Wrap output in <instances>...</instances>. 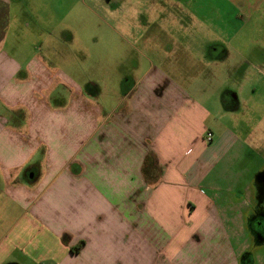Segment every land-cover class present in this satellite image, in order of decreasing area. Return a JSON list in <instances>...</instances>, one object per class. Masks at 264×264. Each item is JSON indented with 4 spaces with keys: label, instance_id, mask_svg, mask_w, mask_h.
Returning <instances> with one entry per match:
<instances>
[{
    "label": "crops",
    "instance_id": "1",
    "mask_svg": "<svg viewBox=\"0 0 264 264\" xmlns=\"http://www.w3.org/2000/svg\"><path fill=\"white\" fill-rule=\"evenodd\" d=\"M19 1L0 0V264H264L254 224L264 221V155L248 152L262 161L253 170L236 165L246 143L219 122L233 111L227 91L197 98L150 62L106 105L49 58L7 52ZM107 1L112 16L144 2L154 19L157 8L162 43L146 40L172 46L162 62H182L184 48L185 61L205 63L185 77L220 79L244 30L170 21L188 0ZM261 2L236 3L252 15ZM183 28L197 30L192 40L174 34ZM200 30L213 37L199 54Z\"/></svg>",
    "mask_w": 264,
    "mask_h": 264
},
{
    "label": "rangeland",
    "instance_id": "2",
    "mask_svg": "<svg viewBox=\"0 0 264 264\" xmlns=\"http://www.w3.org/2000/svg\"><path fill=\"white\" fill-rule=\"evenodd\" d=\"M188 1V7L182 12L180 10L179 15L170 21L181 20L184 24H191L205 20L213 25H223L231 31L241 26L244 28L233 45L228 47L229 61L218 63L225 66L220 79L210 78L204 71L196 72L194 77L183 76L188 67L196 65L201 70L205 65L204 62L197 64L185 61L188 55L184 48L174 54L180 56L182 62H162V49L167 50L172 46L148 45L146 38L150 36L157 40V44L162 43V31L157 30L158 9H154V14L150 13L154 19L149 18L146 10L150 4L144 2L119 9L113 16V4L107 0L13 2L14 9L16 5L20 9L16 12L17 20L10 26L6 49L9 54L20 49L27 59L35 56V53L49 58L56 67L83 84L87 93L95 95L102 91L99 97L106 105L112 103L116 91L135 84L137 76L149 67L150 62L155 67L151 68L154 71L166 68L176 76L171 80L179 81L197 98L201 95L200 90L223 87L219 91L223 95L230 89L238 103L231 115L219 122L226 126L232 125L245 139L246 147L241 151L240 159L235 158V162L236 165H245L253 170L262 161L248 157V152L256 150L258 154L264 155V0L252 15L240 8L237 0ZM237 11L241 12L239 18H235ZM167 21H164L165 24ZM196 31L183 28L174 34L180 33L182 40L187 41L192 40L191 33ZM206 35L208 40H203ZM197 37L201 42L192 48H196L199 54L205 53L209 47L205 43L213 36L200 30ZM209 55L206 53L207 58ZM225 108L231 109L228 105ZM228 156H234V153ZM2 196L1 192L0 198Z\"/></svg>",
    "mask_w": 264,
    "mask_h": 264
},
{
    "label": "flooded vegetation",
    "instance_id": "3",
    "mask_svg": "<svg viewBox=\"0 0 264 264\" xmlns=\"http://www.w3.org/2000/svg\"><path fill=\"white\" fill-rule=\"evenodd\" d=\"M226 104L231 107V108H235L237 105H236V100H234L235 98H233V96L231 94H233V92L231 91H227L226 93ZM254 224H255V230L261 232V231H264V221L262 220V218H256L254 220Z\"/></svg>",
    "mask_w": 264,
    "mask_h": 264
},
{
    "label": "built area",
    "instance_id": "4",
    "mask_svg": "<svg viewBox=\"0 0 264 264\" xmlns=\"http://www.w3.org/2000/svg\"><path fill=\"white\" fill-rule=\"evenodd\" d=\"M206 139H207L208 141H212V139H213V133H212V131H208V132H207Z\"/></svg>",
    "mask_w": 264,
    "mask_h": 264
}]
</instances>
